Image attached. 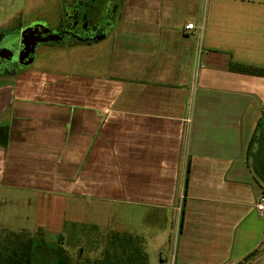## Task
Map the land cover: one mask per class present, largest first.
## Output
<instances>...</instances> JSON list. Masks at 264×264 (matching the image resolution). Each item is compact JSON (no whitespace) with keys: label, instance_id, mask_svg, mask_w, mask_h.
Listing matches in <instances>:
<instances>
[{"label":"crops","instance_id":"1","mask_svg":"<svg viewBox=\"0 0 264 264\" xmlns=\"http://www.w3.org/2000/svg\"><path fill=\"white\" fill-rule=\"evenodd\" d=\"M88 13L94 40L56 39L0 74V205L43 211L49 221L32 235L62 240L67 223L70 237L106 233L99 260L57 254L55 264H146L134 230L81 222L113 208L117 221L175 219L172 239L162 235L174 264H237L253 252L242 264H264L254 208L264 194V0H99ZM62 14L33 24L54 34ZM17 29L24 22L2 34ZM74 48L76 67L38 66ZM22 208L0 214V229L27 232Z\"/></svg>","mask_w":264,"mask_h":264},{"label":"rangeland","instance_id":"2","mask_svg":"<svg viewBox=\"0 0 264 264\" xmlns=\"http://www.w3.org/2000/svg\"><path fill=\"white\" fill-rule=\"evenodd\" d=\"M74 0H0V37L3 36L6 29L10 30L14 28L19 22H24L25 25H29L36 21H45L50 20L54 22L56 15L62 14L63 10L66 13L69 11L67 6H64L65 2H70ZM81 1L84 4L85 13L86 11L93 9L98 5L99 0H76ZM86 5V6H85ZM63 9V10H62ZM101 14H97L96 18ZM53 25L55 23H52ZM10 47H6L5 50H0V67L3 62H12L15 57V52ZM14 48V47H13ZM94 52V51H92ZM87 53L92 57L93 53ZM53 59L49 64H47V59L44 58L41 61H38V66H53L54 64L63 65L67 63L70 67H76L80 53L77 52L76 48L70 52H61L57 53L55 51L51 54ZM94 57V56H93ZM98 58V57H97ZM96 58V59H97ZM39 60V59H38ZM63 61V62H62ZM66 61V62H65ZM9 63V62H8ZM3 72H0V74ZM2 75H11L10 72H5ZM257 155V153H256ZM258 158V155H257ZM256 159V157H255ZM257 162V161H256ZM20 206H23V214L25 217L17 218V225L21 226L22 230L27 231L28 233H33L34 225L41 221H49L47 215L41 211L37 212L35 205H25L23 202H19ZM14 207L12 204H1L0 205V214L9 217L10 215L16 216L20 215L21 212L16 210L22 207ZM27 207V208H26ZM22 208V209H23ZM113 214H108L103 217H99L95 214L94 219L92 216L85 215L81 218V222H96L101 225V229H108L109 227L121 226L131 231L137 232V240H132L134 246H136L139 251L142 252L144 259L143 262L146 264H160L159 259L161 254H167L168 242L165 246H162L164 243L162 240L163 234L168 232V239H172V231L175 219L170 217L167 220H162L161 222H155L154 225L145 218L140 217L135 219V217H130L127 215H121V220H116V210L113 208L111 210ZM67 216L69 218V209L67 211ZM67 219V221H68ZM51 221V220H50ZM9 222L12 223V220L9 219ZM64 228L62 232L63 239L59 240V235L50 231L48 234L38 233L35 235L31 234L29 239H20L17 242V245H7L1 242V237L3 233L7 232L3 229H0V263L3 264H55L52 261V257L59 254V256H70L73 260L77 262H82L88 257L96 256L97 258L102 254L103 241H105L106 233L93 232L90 231L89 234L91 237H96L95 241H86L84 238V233L78 231L74 232V237H70L69 227ZM165 225V227H163ZM173 226V227H172ZM165 231L164 229H166ZM10 230V229H9ZM162 238V239H161ZM166 241L167 237H166ZM165 241V242H166ZM79 248H82V254L79 253ZM91 254V255H90ZM90 255V256H89ZM93 256V257H94ZM99 260V258H98ZM76 262V263H77ZM75 264V263H74ZM82 264V263H77Z\"/></svg>","mask_w":264,"mask_h":264},{"label":"flooded vegetation","instance_id":"3","mask_svg":"<svg viewBox=\"0 0 264 264\" xmlns=\"http://www.w3.org/2000/svg\"><path fill=\"white\" fill-rule=\"evenodd\" d=\"M69 11L62 14L63 22L58 32L54 34L46 29V27L39 28V25H25V31L17 29L15 34H4L0 37V50H5L10 47L14 51L15 57L12 62H3L4 65L0 67V72L5 69L12 70L22 63H29L32 60L31 51L40 50L48 47L52 41L62 39L66 42H88L94 40L99 33L98 24L90 18L88 11L85 13L81 6L76 4L73 8L68 7ZM111 14L108 17H111ZM14 47V48H13ZM36 54V53H35ZM34 54V55H35ZM5 56V55H0Z\"/></svg>","mask_w":264,"mask_h":264},{"label":"trees","instance_id":"4","mask_svg":"<svg viewBox=\"0 0 264 264\" xmlns=\"http://www.w3.org/2000/svg\"><path fill=\"white\" fill-rule=\"evenodd\" d=\"M231 69L235 72L238 73H242V74H248L251 76H259V75H263V71L261 70H255V69H251L250 67H244V66H240V65H235L233 67H231ZM182 216L180 214V222H181ZM179 222V224H180ZM31 237L30 233L27 232H5L3 233V236L1 237V242H3V244H7V245H17V242L20 239H29ZM255 252L251 253L247 258L245 257V259L242 262H239L237 264H242L244 261H248ZM3 264V263H0Z\"/></svg>","mask_w":264,"mask_h":264},{"label":"built area","instance_id":"5","mask_svg":"<svg viewBox=\"0 0 264 264\" xmlns=\"http://www.w3.org/2000/svg\"><path fill=\"white\" fill-rule=\"evenodd\" d=\"M184 29L186 31L193 32L195 30V26L193 23L189 22L184 26ZM256 212L259 215H262L264 213V194L260 195L258 198V201L256 202V205L254 206ZM175 256L172 252V254H161L159 262L160 264H174Z\"/></svg>","mask_w":264,"mask_h":264}]
</instances>
